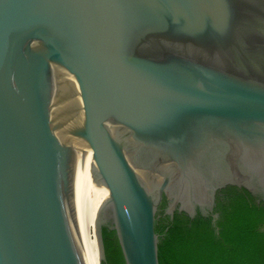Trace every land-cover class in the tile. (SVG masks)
Masks as SVG:
<instances>
[{"label":"water","instance_id":"1","mask_svg":"<svg viewBox=\"0 0 264 264\" xmlns=\"http://www.w3.org/2000/svg\"><path fill=\"white\" fill-rule=\"evenodd\" d=\"M159 264L169 217L264 199V0H0V264Z\"/></svg>","mask_w":264,"mask_h":264},{"label":"trees","instance_id":"2","mask_svg":"<svg viewBox=\"0 0 264 264\" xmlns=\"http://www.w3.org/2000/svg\"><path fill=\"white\" fill-rule=\"evenodd\" d=\"M229 186L214 221L183 213L167 219L158 231L159 264H264V199Z\"/></svg>","mask_w":264,"mask_h":264},{"label":"bare ground","instance_id":"3","mask_svg":"<svg viewBox=\"0 0 264 264\" xmlns=\"http://www.w3.org/2000/svg\"><path fill=\"white\" fill-rule=\"evenodd\" d=\"M106 192H108V189L103 183L97 181L93 183L88 202L86 245L83 241L84 220L81 212L82 204L78 205V242L85 264H98V243L95 234V217L98 206L104 199Z\"/></svg>","mask_w":264,"mask_h":264},{"label":"flooded vegetation","instance_id":"4","mask_svg":"<svg viewBox=\"0 0 264 264\" xmlns=\"http://www.w3.org/2000/svg\"><path fill=\"white\" fill-rule=\"evenodd\" d=\"M229 185L230 184L225 185V186L216 190L212 211L208 214L212 217V221H214L218 217V214L220 212L221 207L227 203V199L229 198V195H230V192H229L230 186ZM263 229H264V227H263Z\"/></svg>","mask_w":264,"mask_h":264}]
</instances>
